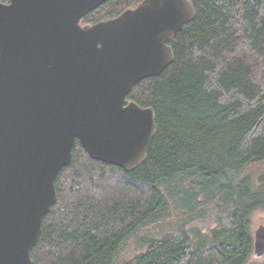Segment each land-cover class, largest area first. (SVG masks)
Instances as JSON below:
<instances>
[{
  "label": "trees",
  "instance_id": "16d2710c",
  "mask_svg": "<svg viewBox=\"0 0 264 264\" xmlns=\"http://www.w3.org/2000/svg\"><path fill=\"white\" fill-rule=\"evenodd\" d=\"M142 1L108 0L80 24ZM190 1L194 19L168 42L174 61L127 97L155 113L145 161L126 172L76 141L33 264H264L251 261V215L264 212V0Z\"/></svg>",
  "mask_w": 264,
  "mask_h": 264
},
{
  "label": "water",
  "instance_id": "95a60500",
  "mask_svg": "<svg viewBox=\"0 0 264 264\" xmlns=\"http://www.w3.org/2000/svg\"><path fill=\"white\" fill-rule=\"evenodd\" d=\"M108 0L0 2V264H33L55 180L75 142L126 172L146 159L155 113L127 97L174 61L168 45L195 10L190 0H143L94 25ZM264 257V226L253 232Z\"/></svg>",
  "mask_w": 264,
  "mask_h": 264
},
{
  "label": "rangeland",
  "instance_id": "374dc122",
  "mask_svg": "<svg viewBox=\"0 0 264 264\" xmlns=\"http://www.w3.org/2000/svg\"><path fill=\"white\" fill-rule=\"evenodd\" d=\"M175 183H177V182H175ZM175 183L172 184V187H174ZM168 220H169L168 223H170V225H172V226H175L177 223L180 222V208L179 207H175L174 205H172V214L170 215V218ZM251 221H252V230H253V232L259 226H261V225L264 226V212H262V211H255L251 215ZM209 227H203L201 229V232L203 234H208V230H209L208 228ZM133 241H134V239H131V242L129 243V245H131L133 243ZM251 261H253V262H262V261H264V257L262 259H260V260H254L252 258Z\"/></svg>",
  "mask_w": 264,
  "mask_h": 264
},
{
  "label": "bare ground",
  "instance_id": "6f19581e",
  "mask_svg": "<svg viewBox=\"0 0 264 264\" xmlns=\"http://www.w3.org/2000/svg\"><path fill=\"white\" fill-rule=\"evenodd\" d=\"M136 84H137V83H136ZM136 84H135V85H136ZM132 88H133V87H132ZM223 171H225V170H223ZM224 175H225V174H224ZM219 179H220V178H219Z\"/></svg>",
  "mask_w": 264,
  "mask_h": 264
}]
</instances>
